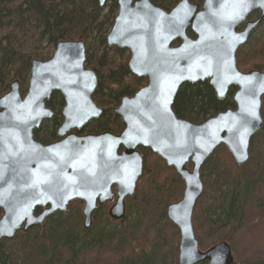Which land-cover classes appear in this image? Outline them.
Returning <instances> with one entry per match:
<instances>
[{"label": "water", "instance_id": "95a60500", "mask_svg": "<svg viewBox=\"0 0 264 264\" xmlns=\"http://www.w3.org/2000/svg\"><path fill=\"white\" fill-rule=\"evenodd\" d=\"M116 4L106 44L128 51L129 72L147 80L113 108L124 125L120 133L79 134L102 113L92 99L98 78L85 67L82 40L59 41L49 58L32 59L24 94L15 79L0 95V241L42 225L56 212L67 214L73 201L83 203V229L91 226L93 212L114 198L108 216L123 219L125 199L143 174L142 147L183 182L182 197L166 209L179 232L177 264H231L226 242L199 249L192 215L203 193L200 171L207 159L223 145L236 164H245L250 140L262 128L264 72L240 71L236 52L263 20L264 0H202L201 7L180 0L169 11L150 0ZM256 10L259 16L246 22ZM203 81L219 100L234 87V108L201 123L177 117L172 105L178 89ZM54 92L63 99L58 139L42 143L34 131L52 118L46 100Z\"/></svg>", "mask_w": 264, "mask_h": 264}, {"label": "trees", "instance_id": "16d2710c", "mask_svg": "<svg viewBox=\"0 0 264 264\" xmlns=\"http://www.w3.org/2000/svg\"><path fill=\"white\" fill-rule=\"evenodd\" d=\"M150 1L169 11L180 0ZM190 1L198 7L202 3ZM116 13V0L104 6L98 0H0V95L15 79L23 94L31 60L47 59L57 42L82 40L86 67L98 78L92 99L102 113L81 134L119 133L123 125L112 110L146 79L129 72L126 51L106 44ZM187 34L194 38L190 29ZM236 61L242 71H264V38L255 40L253 36L238 49ZM234 90L230 88L225 99L219 100L207 81L186 83L178 89L172 109L178 117L199 123L233 108ZM46 106L53 116L34 131V137L50 143L57 139L62 121L61 95L52 93ZM261 115L263 125L251 139L245 164H236L220 146L201 168L204 188L192 215L195 237L201 251L226 242L232 264H264V96ZM139 151L143 174L133 196L125 199L122 220H110L103 205L93 212V223L85 230L82 203L71 202L66 215L56 212L42 225L17 233L12 241H0V264H176L179 233L167 219L166 208L181 198L183 183L156 154L145 148ZM136 240L142 244L135 245Z\"/></svg>", "mask_w": 264, "mask_h": 264}, {"label": "rangeland", "instance_id": "374dc122", "mask_svg": "<svg viewBox=\"0 0 264 264\" xmlns=\"http://www.w3.org/2000/svg\"><path fill=\"white\" fill-rule=\"evenodd\" d=\"M191 2V1H190ZM192 3H194V2H192ZM252 19H254V18H252ZM251 19V20H252ZM253 36H254V38H255V40H257V38H264V21L262 22V24L257 28L256 27V30H253L252 31V33L250 34V36H249V38H248V40H247V42L245 43V45L249 42V41H251V39H253ZM244 46V45H243ZM125 51V50H124ZM238 51V50H237ZM45 52H49L47 49H45ZM52 52L53 51H51L50 53H49V57L52 55ZM237 53V52H236ZM128 54V53H127ZM239 68V67H238ZM240 70V69H239ZM240 71H242V70H240ZM248 71V70H247ZM243 72H246V71H243ZM7 80H10V78H7ZM12 82V81H11ZM11 82H10V84H11ZM9 84V85H10ZM8 89H9V87H8ZM49 121V120H48ZM46 122V121H45ZM44 122V123H45ZM43 123V124H44ZM42 124V125H43ZM41 125V126H42ZM40 126V127H41ZM120 132V131H119ZM57 140V139H56ZM111 205V202L110 203H106L105 204V206H106V214H107V212H108V208H109V206ZM81 208H82V205H81ZM107 216H108V214H107ZM109 217V216H108ZM110 218V217H109ZM83 220V219H82ZM110 220H112V219H110ZM112 221H115V220H112ZM82 223H83V221H82ZM92 223H93V216H92ZM92 223H91V225H92ZM115 225H117V224H115ZM140 244H142V241L141 240H136L135 241V245H137V246H139ZM143 247H147V243L146 244H144L143 245ZM137 250H139L137 247H135ZM177 253H178V251H177Z\"/></svg>", "mask_w": 264, "mask_h": 264}, {"label": "flooded vegetation", "instance_id": "af4514ba", "mask_svg": "<svg viewBox=\"0 0 264 264\" xmlns=\"http://www.w3.org/2000/svg\"><path fill=\"white\" fill-rule=\"evenodd\" d=\"M259 11H256V12H253L252 14H250L249 16H248V18H247V20H251L252 18H257L258 16H259ZM251 16V17H250ZM253 20V19H252ZM241 29V28H240ZM116 115V114H115ZM118 116V115H117ZM119 117V116H118ZM120 118V117H119ZM120 120H121V118H120ZM121 122H122V120H121ZM122 125H123V123H122ZM123 128V127H122ZM80 134H81V132H79ZM140 148H142V147H138V150L140 149ZM145 149H149V148H145ZM150 150V149H149ZM151 151V150H150ZM140 152V151H139ZM152 152V151H151ZM143 159V158H142ZM191 167V166H190ZM113 191H115V187H113ZM115 199V198H114ZM111 204H112V202H111ZM125 208H126V205H125ZM125 216H126V213H125ZM124 216V217H125ZM167 217V216H166Z\"/></svg>", "mask_w": 264, "mask_h": 264}, {"label": "bare ground", "instance_id": "6f19581e", "mask_svg": "<svg viewBox=\"0 0 264 264\" xmlns=\"http://www.w3.org/2000/svg\"><path fill=\"white\" fill-rule=\"evenodd\" d=\"M201 195H202V194H201ZM200 197H201V196H200ZM200 197H199V198H200ZM166 209H167V208H166Z\"/></svg>", "mask_w": 264, "mask_h": 264}]
</instances>
